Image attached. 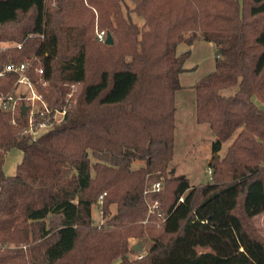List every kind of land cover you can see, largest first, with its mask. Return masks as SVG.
Masks as SVG:
<instances>
[{"label":"trees","instance_id":"1","mask_svg":"<svg viewBox=\"0 0 264 264\" xmlns=\"http://www.w3.org/2000/svg\"><path fill=\"white\" fill-rule=\"evenodd\" d=\"M130 1L0 0V70L27 62L42 98L32 124L0 109V264H156L195 228L225 252L183 264H264V0ZM198 39L216 45L215 70L193 85L196 120L216 139L211 181L193 185L169 165L191 55L179 47ZM18 77H0V96ZM42 124L36 139L26 131ZM12 148L23 159L7 176ZM147 197L160 203L150 214ZM133 238L151 240L146 254L131 257Z\"/></svg>","mask_w":264,"mask_h":264},{"label":"rangeland","instance_id":"2","mask_svg":"<svg viewBox=\"0 0 264 264\" xmlns=\"http://www.w3.org/2000/svg\"><path fill=\"white\" fill-rule=\"evenodd\" d=\"M128 3L133 7V3L128 0ZM133 19L140 25L144 23V19L136 13H132ZM180 51L190 50L191 55L185 63L187 71L181 74L180 79L183 88L176 93V133H175V154L172 162L169 165V171H174L176 174L183 173L188 176L191 184H206L211 181V173H209V160L212 155V143L216 139L215 134L208 123H199L196 120V94L193 85L196 84L206 74L212 72L216 68V45L204 39H198L194 45L188 46L181 44ZM16 95L26 94L24 103L28 106L27 113L29 116L35 113L38 108V102H33L32 92L25 85L16 87ZM23 103L19 104V107ZM62 115L57 114L58 118ZM51 126H41L36 130V134H42L49 130ZM234 137L223 143L220 151V157H224L229 145ZM23 159V152L19 148H12L5 158L3 170L7 176L16 174L17 166ZM143 162L137 161L134 166H140ZM116 206H112L114 213ZM93 217L96 222H101L99 205L93 206ZM255 223L259 228L260 233L264 236V212L256 216ZM195 235L194 239L185 242L181 248L174 251L167 258H158L156 264H183L186 257L193 256L203 251L225 252V246L214 239L215 236L198 233L197 228L188 232V237ZM134 252L131 257H140L148 251L151 240L149 238L130 240ZM136 247H139L136 250ZM228 247V246H227Z\"/></svg>","mask_w":264,"mask_h":264},{"label":"built area","instance_id":"3","mask_svg":"<svg viewBox=\"0 0 264 264\" xmlns=\"http://www.w3.org/2000/svg\"><path fill=\"white\" fill-rule=\"evenodd\" d=\"M98 38L101 41H106L107 40L106 32L105 31L98 32ZM27 69H28V63L27 62H23L20 64L10 63V64H7L3 69L0 70V77L5 75L7 72L17 73L19 77H18L16 87L20 86V85H25L32 92L31 98H32L33 102H41L42 98H41L40 94L37 92V90L34 86V83L30 79V77L28 76V74L26 72ZM26 96H27L26 94H20L17 96L15 92L0 96V109H2L4 111H9V112H12L13 114H15L16 112L21 111L22 106L19 107L20 109H18V106L21 103V101H23L22 103H24V99L26 98ZM44 106L47 108L45 103H44ZM35 110H37V109H35ZM34 114L35 113L33 112L32 115L29 116L30 124H32ZM58 114H60V113L58 112ZM63 114L64 113L62 112L61 115H63ZM56 119L61 120V118H57V116H56ZM13 122H14V120H13ZM45 125H47V124H42L41 126H45ZM26 131L27 132L30 131L34 136V139H36V137H38L40 135V133L36 134V130L33 129L32 125ZM209 173H211L210 168H209ZM161 184H162V178H158L151 185L150 188L145 190V194L147 195L151 191L159 190L161 187ZM147 202H148V207H149V214L154 212L160 206V203L158 200L152 201L149 199V197H147Z\"/></svg>","mask_w":264,"mask_h":264},{"label":"water","instance_id":"4","mask_svg":"<svg viewBox=\"0 0 264 264\" xmlns=\"http://www.w3.org/2000/svg\"><path fill=\"white\" fill-rule=\"evenodd\" d=\"M107 44H113L114 43V39L113 36L110 32H108L107 34V40H106ZM28 106L25 105V103H23L22 107H21V113L22 114H26L27 110H28ZM174 172V171H173ZM139 247H136V250H138Z\"/></svg>","mask_w":264,"mask_h":264},{"label":"crops","instance_id":"5","mask_svg":"<svg viewBox=\"0 0 264 264\" xmlns=\"http://www.w3.org/2000/svg\"><path fill=\"white\" fill-rule=\"evenodd\" d=\"M194 45V44H193ZM184 73V72H183Z\"/></svg>","mask_w":264,"mask_h":264}]
</instances>
